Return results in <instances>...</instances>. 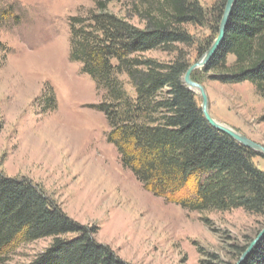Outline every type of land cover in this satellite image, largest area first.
<instances>
[{"label":"trees","instance_id":"obj_1","mask_svg":"<svg viewBox=\"0 0 264 264\" xmlns=\"http://www.w3.org/2000/svg\"><path fill=\"white\" fill-rule=\"evenodd\" d=\"M92 1L93 8L68 19L69 59L81 64L101 93L93 108L103 114L106 142L122 166L146 191L182 209H242L264 217V171L253 164L259 155L209 125L183 82L191 64L177 47L194 45L186 27L207 20L198 0H118L128 4L125 17L108 10L111 0ZM225 2L215 8V35ZM16 8L14 2L0 6V27L19 22ZM5 49L0 41V51ZM152 50L176 54L165 63L147 57ZM201 72L222 84L248 82L264 98V0H236L223 40ZM122 75L134 96L124 89ZM191 79L200 83L198 72ZM38 101L41 112L56 110L48 84ZM94 234L31 182L0 173V264H11L9 255L19 244L43 238L51 244L25 264H128ZM247 246L238 248L237 259ZM242 264H264V235Z\"/></svg>","mask_w":264,"mask_h":264},{"label":"rangeland","instance_id":"obj_2","mask_svg":"<svg viewBox=\"0 0 264 264\" xmlns=\"http://www.w3.org/2000/svg\"><path fill=\"white\" fill-rule=\"evenodd\" d=\"M218 1L198 0L207 20L203 26L186 27L194 45L177 47L191 65L216 36ZM5 2L16 4L20 20L0 27L6 48L0 51V173L37 186L69 218L94 229L95 240L128 264H236L238 248L249 245L264 227L263 216L242 209L198 213L167 203L146 191L106 142V120L93 108L101 93L81 64L69 59L68 19L93 8V1L0 0V6ZM108 10L125 17L129 7L111 0ZM130 21L142 27L136 17ZM175 54L152 50L146 56L167 63ZM233 61L229 56L228 64ZM193 72L206 90L211 118L264 145V98L253 86L222 84L201 69ZM120 79L134 96L126 76ZM46 84L56 98L52 112L39 107ZM195 99L201 107L198 92ZM253 164L264 171L262 157H254ZM51 242L43 238L19 244L10 263L31 261Z\"/></svg>","mask_w":264,"mask_h":264},{"label":"water","instance_id":"obj_3","mask_svg":"<svg viewBox=\"0 0 264 264\" xmlns=\"http://www.w3.org/2000/svg\"><path fill=\"white\" fill-rule=\"evenodd\" d=\"M235 2L236 0H226L223 13L220 19V23L218 26L217 35L213 39L212 43L210 44V46L208 47V49L206 50L202 58L198 62L189 66V68L184 74L183 82L190 91L195 93V90H197L198 93L200 94V97H201V107L200 108H201V111L203 113L205 120L209 123V125H211L214 129L225 133L226 135H228L229 137H231L232 139H234L235 141H237L244 147L253 150L260 157L264 158V145L256 143L248 139L247 137L241 135L236 130L228 126H225L221 123H218L211 118L208 112V96H207L204 86L191 79L192 72L196 69H202L206 65V63L215 55L225 35L227 22L232 13ZM263 235H264V227L258 232L257 236L249 243V245L247 246L245 251L241 254L236 264H242L244 261L248 259L253 248L259 242V240L263 237Z\"/></svg>","mask_w":264,"mask_h":264},{"label":"bare ground","instance_id":"obj_4","mask_svg":"<svg viewBox=\"0 0 264 264\" xmlns=\"http://www.w3.org/2000/svg\"><path fill=\"white\" fill-rule=\"evenodd\" d=\"M198 92L197 90H195V93Z\"/></svg>","mask_w":264,"mask_h":264}]
</instances>
